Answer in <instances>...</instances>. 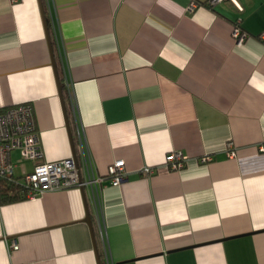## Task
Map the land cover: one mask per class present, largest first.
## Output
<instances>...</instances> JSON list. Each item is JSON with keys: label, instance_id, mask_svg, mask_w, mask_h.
<instances>
[{"label": "crops", "instance_id": "obj_1", "mask_svg": "<svg viewBox=\"0 0 264 264\" xmlns=\"http://www.w3.org/2000/svg\"><path fill=\"white\" fill-rule=\"evenodd\" d=\"M190 1L41 0L46 30L38 0H0V111L31 105L42 162L68 158L67 82L76 157L126 169L96 202L0 203V264H103L100 229L114 264H264V0ZM170 151L182 169L164 167ZM11 163L16 179L35 167Z\"/></svg>", "mask_w": 264, "mask_h": 264}, {"label": "built area", "instance_id": "obj_2", "mask_svg": "<svg viewBox=\"0 0 264 264\" xmlns=\"http://www.w3.org/2000/svg\"><path fill=\"white\" fill-rule=\"evenodd\" d=\"M221 0H209L205 5L211 7ZM200 4L190 1L188 11H194ZM234 42L238 45L245 42L247 34L239 26L233 28L231 34ZM261 38H264L262 33ZM66 95L75 111L73 93L67 82L64 84ZM232 147L231 144L228 145ZM18 151L23 161H32L35 167L32 172L16 179L13 174L11 153ZM231 156L234 151H230ZM77 158V157H76ZM43 152L41 149L39 133L36 128L32 106L29 104L12 106L0 111V180L7 182H18L26 189L27 199H34L46 192L59 191L63 189H84L88 191L89 197L94 202L99 199L101 186L104 180H109L112 186H119L126 176L125 163L116 160L106 169L104 176L97 175L93 166L88 162L84 150H81L77 158L79 173L76 170L73 156L65 159L42 162ZM186 157L179 151L167 153L164 167L168 170H180L184 167ZM207 158L202 159L206 162ZM83 175L81 174V172ZM143 174L150 175L153 170L145 167ZM103 248V264H114L108 249L106 235L103 229L99 231ZM13 251L18 250L17 243L11 244Z\"/></svg>", "mask_w": 264, "mask_h": 264}, {"label": "trees", "instance_id": "obj_3", "mask_svg": "<svg viewBox=\"0 0 264 264\" xmlns=\"http://www.w3.org/2000/svg\"><path fill=\"white\" fill-rule=\"evenodd\" d=\"M62 94L66 98V89L62 84ZM26 189L18 182H7L0 180V203H12L27 199Z\"/></svg>", "mask_w": 264, "mask_h": 264}, {"label": "water", "instance_id": "obj_4", "mask_svg": "<svg viewBox=\"0 0 264 264\" xmlns=\"http://www.w3.org/2000/svg\"><path fill=\"white\" fill-rule=\"evenodd\" d=\"M38 1H39L40 9H41V15H42V19H43V22H44V26H45V29L47 30V20H46V18L44 17V14H43L42 3H41V0H38ZM46 33H47V39H48V41H49V47H50V50H51L52 48H51V43H50V40H49V35H48V32H46ZM51 55H52V65H53V67H54L55 74H56V76H57V70H56V66H55V61H54V58H53L52 50H51ZM58 87H59V95H60V99H61V103H62V106H63L64 115H65V119H66V125H67V129H68V134H69L70 144H71V148H72L73 161H74V164H75L76 170H77V172L79 173L78 164H77V158H76V154H75V150H74L73 140H72L71 131H70V128H69V123H68V119H67V112H66V108H65V103H64L63 94H62V85H61V83L59 82V80H58ZM82 193H84L83 190H82ZM85 222H86V223L89 225V227L91 228V220H90L89 214H87V216H86V218H85Z\"/></svg>", "mask_w": 264, "mask_h": 264}]
</instances>
